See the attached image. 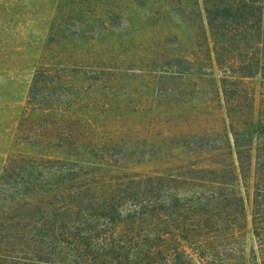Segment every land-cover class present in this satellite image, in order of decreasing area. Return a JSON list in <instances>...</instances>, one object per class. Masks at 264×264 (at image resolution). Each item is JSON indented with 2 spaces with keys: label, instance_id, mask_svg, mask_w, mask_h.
Returning <instances> with one entry per match:
<instances>
[{
  "label": "rangeland",
  "instance_id": "1",
  "mask_svg": "<svg viewBox=\"0 0 264 264\" xmlns=\"http://www.w3.org/2000/svg\"><path fill=\"white\" fill-rule=\"evenodd\" d=\"M203 5L0 0V185L24 157L88 210L73 230L168 258L180 244L177 264H264V75L224 73ZM233 130L258 151L238 176L217 170ZM30 231L2 228L0 264H75L70 239Z\"/></svg>",
  "mask_w": 264,
  "mask_h": 264
},
{
  "label": "trees",
  "instance_id": "2",
  "mask_svg": "<svg viewBox=\"0 0 264 264\" xmlns=\"http://www.w3.org/2000/svg\"><path fill=\"white\" fill-rule=\"evenodd\" d=\"M203 1L206 31L212 41L210 49L216 62L224 67V73L231 71L238 76L257 73L264 75V0ZM46 69L48 68L41 67L35 73L33 87L44 76ZM226 76L222 77V87L228 107L235 98L228 96ZM257 125L258 122L251 119V130L248 133L252 139L257 133ZM232 134L228 147H235V160L230 167L223 163L217 165V170L232 172L234 176H238L239 172L242 173L255 162L254 158L258 162V151L254 150L252 139L244 143L234 130ZM242 150L246 152V159L241 156ZM261 150L264 152V147ZM39 165H27L22 157L18 160L10 159L5 166L1 175L0 193L4 195L6 204L0 206V232L6 225L13 231L34 230L35 233L38 228L41 233L53 237L55 234L62 235L63 238L70 239L69 243L73 245L71 252L76 258L75 264H162L168 260L165 264H177L180 257H186L180 244L174 246V255L168 258L167 253L170 251H164L163 249L168 248L162 246L154 249L152 245L145 243L143 248L138 241L118 237L113 232L98 236L92 232L91 227L84 228L83 231L69 228L71 222L81 220L88 210L76 209V204L67 196L71 190L65 189L63 184L53 185L49 181L52 172L41 173L37 169ZM254 166L258 175L260 171Z\"/></svg>",
  "mask_w": 264,
  "mask_h": 264
}]
</instances>
